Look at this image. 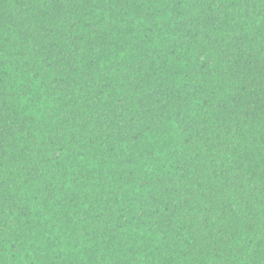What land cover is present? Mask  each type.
I'll return each mask as SVG.
<instances>
[{
	"label": "trees",
	"instance_id": "16d2710c",
	"mask_svg": "<svg viewBox=\"0 0 264 264\" xmlns=\"http://www.w3.org/2000/svg\"><path fill=\"white\" fill-rule=\"evenodd\" d=\"M0 264H264V0H0Z\"/></svg>",
	"mask_w": 264,
	"mask_h": 264
}]
</instances>
